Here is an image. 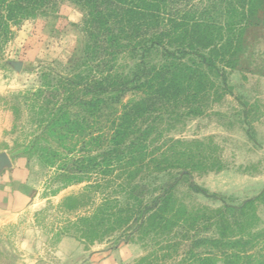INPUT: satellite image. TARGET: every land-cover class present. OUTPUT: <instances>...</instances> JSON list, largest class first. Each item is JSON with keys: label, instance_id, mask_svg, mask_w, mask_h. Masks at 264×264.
Masks as SVG:
<instances>
[{"label": "trees", "instance_id": "trees-1", "mask_svg": "<svg viewBox=\"0 0 264 264\" xmlns=\"http://www.w3.org/2000/svg\"><path fill=\"white\" fill-rule=\"evenodd\" d=\"M64 1L85 13L83 71L46 81L31 96L37 124L63 151L37 147L39 160L57 169L65 186L87 183L86 189L102 191L93 213L77 221V237L94 242L134 232L140 240H162L136 264H157L191 247L213 220L218 238H225L219 214L212 220L207 212L190 213L173 198L172 185L153 189L142 180L170 170H220L207 145L164 140L159 126L164 119L199 116L226 94L225 70L237 60L246 26L205 19L188 0H0V56L12 28ZM252 1L241 8L244 21L252 16ZM124 53L137 58L130 77L115 71ZM158 53L160 63L149 61ZM129 92L138 98L122 102ZM78 199L68 197L63 205ZM190 254L181 264H218L211 254ZM221 264L238 263L224 257Z\"/></svg>", "mask_w": 264, "mask_h": 264}, {"label": "rangeland", "instance_id": "rangeland-1", "mask_svg": "<svg viewBox=\"0 0 264 264\" xmlns=\"http://www.w3.org/2000/svg\"><path fill=\"white\" fill-rule=\"evenodd\" d=\"M245 3L188 0V6L205 19L246 26L243 43L236 62L225 70V95L209 103L199 116L164 119L159 126L164 140L207 145L219 160L220 170L188 175L170 170L142 180L153 189L172 185L173 198L190 213L207 212L212 220L219 214L225 238H218L213 220L196 234L194 245L167 253L157 264H181L186 253L211 254L218 264L224 257L238 264H264V1H252V16L246 14V21L239 15L244 5L247 10ZM231 5H237L236 15ZM221 8L229 12L221 15ZM84 18L79 5L64 1L12 28L0 56V162L3 168L20 165L30 192L22 213L0 220V258L5 264H72L70 259H58V243H80L82 255L77 264H136L156 250L152 243H163L161 239L140 240L134 232L94 242L79 239L75 225L93 213L102 191L86 189L87 183L63 185L58 170L48 168L34 150L53 147L63 152L37 124L31 93L42 89L46 81L83 71ZM159 55L149 61L160 63ZM136 64L137 58L124 53L115 71L130 77ZM137 98L129 92L122 102ZM73 196L79 198L77 203L63 205ZM215 243H221L219 248ZM64 252L70 254L72 249L66 246Z\"/></svg>", "mask_w": 264, "mask_h": 264}, {"label": "crops", "instance_id": "crops-1", "mask_svg": "<svg viewBox=\"0 0 264 264\" xmlns=\"http://www.w3.org/2000/svg\"><path fill=\"white\" fill-rule=\"evenodd\" d=\"M30 202V192L25 177V173L20 165H11L2 167L0 162V220L7 216H14L22 213ZM68 246L72 252L65 253L64 248ZM58 259H70L75 263L82 255V246L80 243H58ZM0 264L3 263L0 258ZM37 264H59L55 263H37Z\"/></svg>", "mask_w": 264, "mask_h": 264}]
</instances>
